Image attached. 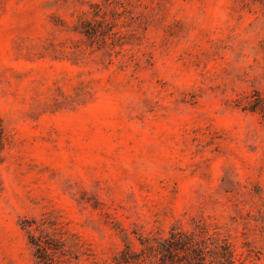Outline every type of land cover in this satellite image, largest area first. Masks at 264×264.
I'll return each mask as SVG.
<instances>
[{
    "label": "rangeland",
    "instance_id": "rangeland-1",
    "mask_svg": "<svg viewBox=\"0 0 264 264\" xmlns=\"http://www.w3.org/2000/svg\"><path fill=\"white\" fill-rule=\"evenodd\" d=\"M260 97L258 0H0V264H43L29 234L115 264L172 229L264 264Z\"/></svg>",
    "mask_w": 264,
    "mask_h": 264
},
{
    "label": "trees",
    "instance_id": "trees-1",
    "mask_svg": "<svg viewBox=\"0 0 264 264\" xmlns=\"http://www.w3.org/2000/svg\"><path fill=\"white\" fill-rule=\"evenodd\" d=\"M264 3V0H258ZM252 112L260 111L264 115V99L260 97L249 108ZM29 244L36 248L37 253L42 250L43 257L40 262L43 264H52L51 256L48 250L41 247L35 237L29 234ZM143 247L140 254L135 253L127 243L122 253L115 258V264H148V258L159 256L161 264L167 262L173 263L176 258L182 264H207L209 260H216L218 264H234V251L231 245L225 242H219L212 236L204 237L201 232H184L182 230L172 229L167 239H143ZM161 249V250H160ZM213 263L214 261H210ZM151 264V261L149 262Z\"/></svg>",
    "mask_w": 264,
    "mask_h": 264
}]
</instances>
